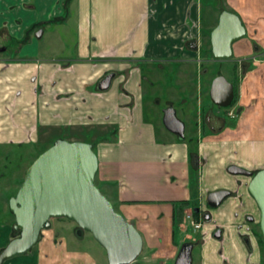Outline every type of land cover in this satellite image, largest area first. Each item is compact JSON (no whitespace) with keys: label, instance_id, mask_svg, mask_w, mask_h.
<instances>
[{"label":"crops","instance_id":"0c3cea01","mask_svg":"<svg viewBox=\"0 0 264 264\" xmlns=\"http://www.w3.org/2000/svg\"><path fill=\"white\" fill-rule=\"evenodd\" d=\"M55 3L57 10L45 18L65 26L61 33L49 23L38 30L35 27V33L40 31L37 42L28 33L35 23L30 21L35 20L34 13L45 16ZM226 3L245 15L240 18L246 32L232 43L233 53L227 59L233 62L235 69L230 72L237 79H230L235 85L234 105L222 114L203 107L198 97L195 120L188 134L185 125L181 137L164 124L159 135L156 124L145 117L142 84L147 76L142 64L156 61L163 67L178 63L183 70L177 74L186 77V66H198L204 72L206 63L218 61L201 41L202 29L207 28L201 0H0L1 37L17 36L19 42L28 36L18 46L17 53L24 54L0 56V143L36 140L40 133L46 135L44 141L59 135L71 140L94 138L98 184L146 242L155 245V255L172 256L173 244L192 236L200 244L195 260L199 264H261L259 243L243 223L244 213L255 214L257 209L247 188L249 177L226 170L234 176L222 174L217 183L203 172L214 166L212 151L217 155L222 150L225 154L220 161L226 165L257 166L262 161L256 158L260 151L256 137L240 131L245 130L247 109L257 107L259 101L264 105V0L248 2L244 8L236 0ZM212 8L209 20L217 11ZM223 9L227 8L220 3L211 29ZM54 32L61 42L56 52L51 40L40 42L45 34ZM191 40L196 48L188 45ZM109 73V85L99 88L100 80ZM185 100L182 98L181 110L187 114ZM256 125L261 131L258 138L263 140L264 121ZM203 137L206 142L198 143ZM235 141L240 156L232 150ZM207 149L212 151L206 153ZM217 188L230 190L231 203L223 201L226 196L218 205V220L209 210L211 219L201 223V235L188 232L184 216L191 209L193 195L197 194L198 206L203 208L205 194ZM237 201L241 209L233 212L229 206ZM197 219L202 222L200 216ZM235 220H241L240 224H234ZM216 225L222 230L220 236L212 233ZM177 227L182 235L176 241ZM10 228L0 225V245ZM242 234H247L246 240ZM220 241L225 248L218 250ZM77 256L75 264H89L87 255ZM40 259L35 248L2 264H40Z\"/></svg>","mask_w":264,"mask_h":264},{"label":"water","instance_id":"95a60500","mask_svg":"<svg viewBox=\"0 0 264 264\" xmlns=\"http://www.w3.org/2000/svg\"><path fill=\"white\" fill-rule=\"evenodd\" d=\"M246 32L240 16L223 9L210 31L211 53L214 59L226 60L232 56V43ZM40 31L36 32L39 36ZM188 45L196 48L194 40ZM6 46H0V51ZM112 74H106L99 88L109 85ZM233 83L222 73L213 76L209 96L213 103L228 106L234 99ZM164 126L183 137L185 124L173 105L162 110ZM94 143L80 139L55 138L38 153L27 167L17 191L8 200L14 216L12 237L0 249V264L4 260L28 251L48 228L52 217H67L81 229L91 232L106 251L109 264H128L136 259L143 247V237L135 224L117 211L112 201L95 183L98 157ZM227 170L233 174L251 176L247 188L259 208V229L264 240V168L255 172L239 164L231 163ZM230 194L226 188L210 190L206 202L218 206ZM197 208L195 207L194 210ZM215 236H220L217 231ZM191 242H183L174 264H192Z\"/></svg>","mask_w":264,"mask_h":264},{"label":"rangeland","instance_id":"374dc122","mask_svg":"<svg viewBox=\"0 0 264 264\" xmlns=\"http://www.w3.org/2000/svg\"><path fill=\"white\" fill-rule=\"evenodd\" d=\"M254 1L256 0H236V2H239L240 6L243 5V8L245 6H249L247 5L248 2L253 3ZM201 2L203 4V10H202V17L204 19L203 25H205L207 28L215 23L217 17V11L219 10L220 3H223L224 7H226L227 9H230L231 11L238 13L241 18L242 16H245L242 12H239V10H235L233 7L229 6L226 3V0H222V2L221 0H201ZM251 6L253 5L251 4ZM212 7L214 9L217 8V11L215 10L214 18L212 20H209L208 18L211 14L210 8ZM55 10H57L56 3L51 4L48 7L45 16L42 17L37 13H34L35 20H32L30 22L38 23L36 26L37 29L35 28L36 30L40 29L42 25L49 23L51 27L56 28V32L61 33L60 29L64 28L63 27L65 26L64 24L57 25L52 22H49L48 18H45L52 16ZM49 24L46 25V28H48ZM35 29L31 30L32 34L34 35L32 37H35V40H37L38 42L39 38L35 33L36 31ZM56 32L51 34H45L40 41L41 44L44 43L48 44V41L51 40L52 42L50 43L55 44L54 45L55 52L57 49H59L58 45L61 43L58 40ZM17 39H18L17 36H14V38H10V36L5 38L3 36L2 38L0 34V46L5 45L7 47L6 50L0 51V56H5V55L14 56L17 52H19L20 49H18V46L20 42H18ZM207 39H208L207 36L203 35L201 40L206 47H208ZM25 43H29V42H25ZM17 54H24V51L22 53H17ZM232 63L233 62L227 59L221 61L220 60L214 61L213 64L206 63L205 66L203 67V69H205L204 72H201L198 66L188 65L186 66L187 69L186 73H188L187 74L188 76L186 77L184 76L181 77L180 73L177 74V72L183 70L182 66H179L178 63H172V64L168 63L165 66L163 65V67L158 66L156 61L142 64V69L147 76V78L143 80V84H142V93H143L142 105L145 112V117L156 124L155 126L157 127V133L159 135L162 134V130H163L162 110L165 106L169 105L168 101H170L173 104V107L176 109L177 116L181 118L183 122H185L187 134L191 123L194 122L196 117L195 115H196L198 97H200L199 99L202 98L201 100L203 102L202 104L204 105L203 107L209 106L211 107V109L213 107L215 111H219L218 113H222V114L226 113L228 108H231L234 104H230V106L227 107V106H218L215 103H213L209 96V86L213 76L218 73L224 74L229 80L230 79L233 81L237 80L236 78L232 77L234 74L231 76L232 72L230 71H232L233 69V66H231ZM236 75L239 81L240 79L239 73L236 72ZM182 98L186 99L185 104L183 106H185V109L187 110V114H184L183 111L181 110ZM245 114H246L245 117L247 119L244 125L245 130L244 131L241 130L240 133L249 131L251 137L254 136L256 137L254 139L256 140L255 142L257 145V150L260 149V151L258 152V156H256V158L258 157L259 159H262V161L258 164L261 165L260 168H264V139L261 140L260 138H258L260 136L261 131L259 130V127L256 125L259 122L264 121V105L262 101H259L258 106L255 108L249 107ZM237 117L238 114L232 117L231 119L235 121L237 120ZM45 136L46 135L44 133H40L39 138L36 140H26L23 142H12V143L11 142L0 143V225L11 226L10 231L9 229H7L8 230L7 236L2 238V242L5 243L0 245V249L8 242L9 239L18 235L17 231L14 230L12 227L14 222V216L11 210L9 209L8 200L10 196H12L17 191L19 185L21 184L24 178L26 169L33 161V159L38 155L39 152H41L51 143L50 142L51 140H45V141L43 140V138H46ZM251 137H248V139H250ZM236 138H238V136H236L235 139ZM199 140L200 141H198V143L200 144L202 143V141L206 142L204 137L203 139H199ZM237 146L238 145H236V141H235L232 150L238 151L237 156H240L241 155L240 148H238ZM207 151H212V150L207 149L206 153ZM218 153L219 154L214 155V152L212 151V156L210 157V161H213L214 166L211 167L210 165V169H208L209 166H207L206 168H204L203 172L204 174L208 172L206 175L210 174L212 181L221 183L220 177L222 176V174H229V176H234V175L226 171L227 170L226 167L228 164L227 165L223 164L220 161L223 159L225 153L222 150L219 151ZM258 164L257 166L251 165V166H243V167L252 170L255 167H258L259 166ZM235 176L241 178L247 177L243 174H237ZM95 183H97L101 191L105 193L103 187H101L98 184L96 178H95ZM245 194L243 195L244 201L246 200ZM230 198L232 197L229 195L223 201L231 203ZM251 198L253 200V205L257 206L254 198L252 196ZM205 199H206V194L204 196V200ZM238 201H240L239 197H238ZM238 201L236 202L235 206H229L230 208H232L233 212H237L238 210L241 209L240 208L241 205H239L240 203ZM204 202H205L204 206L206 208H209V210L214 213L213 219L218 220L219 217L217 211L219 210L220 205L216 207H211L206 204V201ZM198 205H200V201L197 198V194H196L193 195V198L190 202V208L193 209ZM114 207L117 211H119L117 206ZM255 215L259 217V212L257 211V209L255 211ZM50 221H51L50 226L41 231V236L39 240L29 249L33 251L36 248V250L39 251L41 257L40 264H75V262L77 263L79 262V256L77 255L80 253L87 255L89 264H108L105 249L103 248L102 245H100L96 241V239L92 236L90 231L81 229V232L78 233L77 231H75L76 230L75 221L67 217H52ZM205 222L206 221L203 222V225L206 224ZM233 222L234 224L238 225L240 224L241 220L240 221L235 220ZM184 224L185 226L189 225L188 232L193 234L198 232L197 236L201 235L200 232H202L204 229L202 225L200 228L193 230L192 228L193 226L190 225V218H186ZM252 228L258 232L260 230L257 222L252 225ZM176 232H178L176 233L177 235L176 241H177L178 235H182V233L180 228L178 227ZM185 239H190V238H185ZM223 247L225 248V244L223 245V242L221 243L220 241L218 250L223 249ZM199 250H200V245L195 247L193 252L197 254ZM260 250H261L262 260H264L263 245L260 246ZM64 251L69 253H64ZM137 257L136 259H139L141 264H152L154 260V256H151L148 251V246H146L144 252L141 253L140 256L138 255ZM162 259L164 260V257ZM162 259L159 258V262L162 261ZM137 261H135L134 263H136ZM168 264H173V262H168ZM194 264H199V262L197 263L196 261H194Z\"/></svg>","mask_w":264,"mask_h":264},{"label":"flooded vegetation","instance_id":"af4514ba","mask_svg":"<svg viewBox=\"0 0 264 264\" xmlns=\"http://www.w3.org/2000/svg\"><path fill=\"white\" fill-rule=\"evenodd\" d=\"M217 105V104H216ZM219 106V105H218ZM227 107H229V105L227 106ZM211 110H215L213 107H212V109ZM206 121V120H205ZM253 170V172H255L256 170L255 169H252ZM248 176V175H247ZM249 177V179H250V177L251 176H248ZM257 207V210H258V212H259V208H258V206H256ZM195 208V207H194ZM194 208L193 209H189L190 210V212H191V214H192V217L193 218H195V219H197L199 216H200V218H202V222L201 223H203L204 221H207V220H210L211 219V213H210V211H209V208H206L205 206H203V208H202V206H197L196 208V210H194ZM258 219H259V217H257L254 213H252V212H245L244 213V215H243V223L246 225V228L250 231V233L251 234H253V236L255 237V239H256V241L258 242V235H257V232L258 231H256V230H254L253 228H252V225L254 224V223H256L257 222V224H258ZM75 225H76V230L75 231H77L78 233H80L81 232V230L79 231V227H78V225L76 224V222H75ZM258 226H259V224H258ZM139 230V229H138ZM140 231V230H139ZM213 232V234H215L217 231H219V233H220V235H221V233H222V230H221V228L219 227V226H215L214 228H213V230H212ZM17 234H18V231H17ZM143 237V236H142ZM242 237H243V239H247V234H242ZM191 242L192 243V246H191V261H192V264H194V261L196 260V256L199 254V252H200V250L198 251V253L196 254V253H194L193 251H194V249H195V247H197V246H199L200 244H199V242H198V240H197V237H193V238H191V239H185V240H182L180 243H175V244H173V246H174V248H173V251H172V256H168V258H164V260L162 259V257H160V256H157V255H155V252H156V247H155V245L154 246H150L147 242H146V240L143 238V247H142V250H141V252L139 253V256L141 255V253H143L144 252V250H145V248H146V246H148V251H149V253H150V255L151 256H154V260H153V262H152V264H161V262L162 261H165V263L166 264H168V262H173V264H174V262H175V259H176V257H177V255H178V253H179V250H180V248H181V245H182V243L183 242ZM259 243V242H258ZM104 248V247H103ZM106 252V251H105ZM138 258V257H137ZM159 258L160 259H162V261H160L159 262ZM108 260V259H107ZM139 262H138V261ZM135 261H137L136 263H134ZM151 263V262H150ZM108 264H109V262H108ZM128 264H141V262H140V260L139 259H135L134 261H132V262H130V263H128Z\"/></svg>","mask_w":264,"mask_h":264},{"label":"trees","instance_id":"16d2710c","mask_svg":"<svg viewBox=\"0 0 264 264\" xmlns=\"http://www.w3.org/2000/svg\"><path fill=\"white\" fill-rule=\"evenodd\" d=\"M37 24L38 23H33L32 25H30L29 26V30H28V33L29 32H31V30H33L36 26H37ZM210 31H211V28L209 27V28H206V29H202V33H203V35H206L207 36V41H208V47L206 48V52L209 54V55H211L212 57H213V55H212V53H211V45H210ZM26 37L28 38V36H25V37H23V38H21L20 40H19V42H22V41H25L26 40ZM235 69V67H233V69L232 70H234ZM234 90H235V85H234ZM236 97V94L234 95V99H233V101L231 102V104H233L234 103V101H235V98ZM230 106V105H229ZM59 136H61V137H63L64 138V136H62V135H59ZM55 137H57V136H55ZM55 137L50 141L51 143H52V141L55 139ZM83 140H85V141H90L91 140V142H93V143H95L96 142V140L93 138V139H90V138H87V137H84V136H82L81 137ZM100 138V137H99ZM50 143V144H51ZM49 144V145H50ZM48 145V146H49ZM94 148V147H93ZM44 150V149H43ZM255 170H257V169H255ZM97 184V183H96ZM257 235H258V242H259V245L260 246H264V240H263V237H262V234H261V231L259 230V232H257ZM261 264H264V260H262V257H261Z\"/></svg>","mask_w":264,"mask_h":264},{"label":"built area","instance_id":"2783aa9c","mask_svg":"<svg viewBox=\"0 0 264 264\" xmlns=\"http://www.w3.org/2000/svg\"><path fill=\"white\" fill-rule=\"evenodd\" d=\"M184 218L185 219L186 218H190V223L193 226V228L197 229V228L201 227V221L198 220V219L193 218L190 210L185 212Z\"/></svg>","mask_w":264,"mask_h":264}]
</instances>
